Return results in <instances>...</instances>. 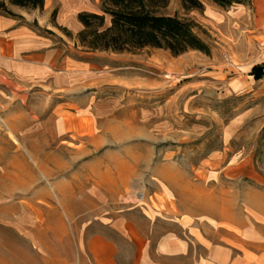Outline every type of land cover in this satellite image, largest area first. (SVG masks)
<instances>
[{"label": "rangeland", "instance_id": "374dc122", "mask_svg": "<svg viewBox=\"0 0 264 264\" xmlns=\"http://www.w3.org/2000/svg\"><path fill=\"white\" fill-rule=\"evenodd\" d=\"M202 1L162 12L194 20L210 53L85 52L77 15L100 0H47L42 22L18 19L25 53L0 66V264H48L44 219L87 238L112 235L106 224L125 215L152 247L178 231L209 239L212 258L230 250L227 264H264V77L252 74L264 65V0Z\"/></svg>", "mask_w": 264, "mask_h": 264}, {"label": "crops", "instance_id": "0c3cea01", "mask_svg": "<svg viewBox=\"0 0 264 264\" xmlns=\"http://www.w3.org/2000/svg\"><path fill=\"white\" fill-rule=\"evenodd\" d=\"M236 6L239 7L241 4H236ZM237 7L232 6V8ZM10 8L15 13L18 12L22 18L37 19L42 22L41 13H45L47 10V0H45L43 9H25L12 5ZM94 12H100V9H95ZM31 33L30 36L33 41L39 43L35 49L40 50L42 48L40 37L32 31ZM27 34V29L20 23V20L0 14V66H13L16 62L15 59L21 56V52L25 53V50L22 51L20 48L19 37ZM50 53L48 52L47 55ZM37 55L41 59L43 54L35 50L34 58L36 61ZM22 58L26 59V55L24 54ZM44 221L43 236H48L45 240L52 241L48 244L44 239L42 240V245L46 250L44 256L47 258L48 264H183L179 261V257L187 256L192 245L198 244L201 253L198 258L193 260V264H204L203 261L227 264L232 259L230 250L224 257L212 258L210 256L212 244L209 239L197 234L193 237L187 235L185 237L178 231H168L161 234L156 238L155 246L152 247L151 241L153 239L148 236L144 229L140 228L138 223L127 219L126 215L114 218L113 222L106 224L112 235L91 233L87 235V238L77 232L81 229L78 223L72 224V233L70 234L63 231L61 227H52L49 221L45 219ZM59 225L61 226V223ZM38 241L40 242V240ZM54 243L58 245V250ZM123 243L126 246V253L125 249H122ZM74 245L77 249V258L75 259L72 256ZM233 245L239 246L236 243ZM219 247L222 248L223 246ZM261 255L259 257H262ZM241 264H248L247 258Z\"/></svg>", "mask_w": 264, "mask_h": 264}, {"label": "trees", "instance_id": "16d2710c", "mask_svg": "<svg viewBox=\"0 0 264 264\" xmlns=\"http://www.w3.org/2000/svg\"><path fill=\"white\" fill-rule=\"evenodd\" d=\"M100 1V12L85 10L77 15L83 26L77 34V42L85 52L123 53L152 47L169 50L173 55L188 50L210 53V46L199 35V25L194 20L162 12L169 5V0ZM181 1L187 10L204 8L202 0ZM210 1L222 8L251 3V0ZM11 5L43 9L45 0H0V14L22 19L10 8ZM62 29L70 35L67 28ZM252 74L256 79H262L264 65L255 66Z\"/></svg>", "mask_w": 264, "mask_h": 264}, {"label": "bare ground", "instance_id": "6f19581e", "mask_svg": "<svg viewBox=\"0 0 264 264\" xmlns=\"http://www.w3.org/2000/svg\"><path fill=\"white\" fill-rule=\"evenodd\" d=\"M42 250V249H41ZM43 251V250H42Z\"/></svg>", "mask_w": 264, "mask_h": 264}]
</instances>
